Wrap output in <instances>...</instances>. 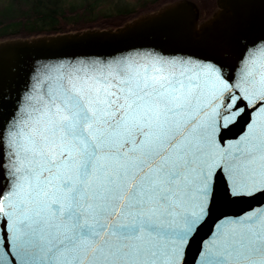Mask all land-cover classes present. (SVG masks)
I'll return each instance as SVG.
<instances>
[{
  "label": "snow or ice",
  "instance_id": "1",
  "mask_svg": "<svg viewBox=\"0 0 264 264\" xmlns=\"http://www.w3.org/2000/svg\"><path fill=\"white\" fill-rule=\"evenodd\" d=\"M225 68L82 61L0 119V264H264V209L209 223L264 197V47Z\"/></svg>",
  "mask_w": 264,
  "mask_h": 264
},
{
  "label": "water",
  "instance_id": "2",
  "mask_svg": "<svg viewBox=\"0 0 264 264\" xmlns=\"http://www.w3.org/2000/svg\"><path fill=\"white\" fill-rule=\"evenodd\" d=\"M220 2L226 10H221V23L214 27L209 23L197 29L201 14L198 4L193 0H175L157 10L177 4L180 9L134 26L127 27L135 18L116 27L1 39L0 42H14L0 46V119H8L18 105L22 109L28 96H32L35 102L55 78L64 75L67 66H79L82 61L134 57L162 50L170 58L196 56L219 61L226 66L225 73L231 74L245 55H250L256 47H264V5L258 0ZM184 9H189L190 13ZM205 31H213L214 35ZM18 38L23 39L14 40ZM239 131L237 127L230 134V142ZM218 190L220 195L214 204L210 224L218 217L236 218L264 209V197L254 195L242 201L230 200L224 195L223 182L218 184ZM211 235L212 230L206 228L200 244H209ZM198 247H192L190 259H199ZM15 251L14 244L12 252Z\"/></svg>",
  "mask_w": 264,
  "mask_h": 264
},
{
  "label": "trees",
  "instance_id": "3",
  "mask_svg": "<svg viewBox=\"0 0 264 264\" xmlns=\"http://www.w3.org/2000/svg\"><path fill=\"white\" fill-rule=\"evenodd\" d=\"M174 0H0V40L119 26ZM200 4V0H194ZM210 2V4H209ZM202 8L208 16L217 0Z\"/></svg>",
  "mask_w": 264,
  "mask_h": 264
},
{
  "label": "rangeland",
  "instance_id": "4",
  "mask_svg": "<svg viewBox=\"0 0 264 264\" xmlns=\"http://www.w3.org/2000/svg\"><path fill=\"white\" fill-rule=\"evenodd\" d=\"M175 1V0H174ZM194 1V0H193ZM223 2V0H221ZM172 2V1H171ZM209 0H200V4L198 2H196L198 4V7L199 9L201 10V14H200V17L198 18V24H197V29H201L202 26H206L207 24L209 23H212L213 24V27L220 24V20H221V10H226L225 6H223L220 2L219 4V0H217V5H216V8L213 10V12L211 14H209L208 16H204L202 15V8H206L208 4ZM166 4V3H165ZM164 5V4H163ZM161 5V6H163ZM160 6V7H161ZM160 7L152 10V11H155L157 9H159ZM145 14V13H144ZM140 16V15H139ZM138 16H135L134 18H137ZM133 19V18H132ZM132 19H129L127 21H125L124 23L128 22V21H131ZM120 26V25H119ZM108 27H113V26H108ZM89 28H95V27H89ZM101 28H105V27H101ZM84 29H87V28H84ZM80 30V29H78ZM71 31H76V30H71ZM67 32V31H66Z\"/></svg>",
  "mask_w": 264,
  "mask_h": 264
},
{
  "label": "bare ground",
  "instance_id": "5",
  "mask_svg": "<svg viewBox=\"0 0 264 264\" xmlns=\"http://www.w3.org/2000/svg\"><path fill=\"white\" fill-rule=\"evenodd\" d=\"M178 8L180 9V6H178V4H177L175 6H170V7L166 6V7L161 8L160 10H157L156 12H153V13L142 14L139 17H137L134 20H132L131 22H129L127 27L134 26V25H137V24H140V23H143V22H147V21L152 20V19H156V18L162 17V16L166 15L168 12H172L173 10H176ZM184 11L190 13L189 9H184ZM205 32H210L211 33V34H208V35H211V36L214 35V34H212L213 31H205ZM21 39H23V38H18V39H14V40L17 41V40H21ZM11 42H14V41L6 40V41H3V42H0V46H5L7 44H10Z\"/></svg>",
  "mask_w": 264,
  "mask_h": 264
}]
</instances>
